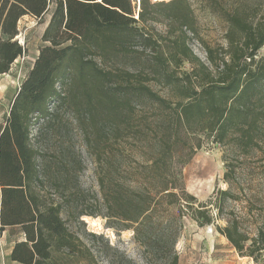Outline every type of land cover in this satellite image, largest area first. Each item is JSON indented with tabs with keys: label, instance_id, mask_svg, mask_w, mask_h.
<instances>
[{
	"label": "trees",
	"instance_id": "trees-1",
	"mask_svg": "<svg viewBox=\"0 0 264 264\" xmlns=\"http://www.w3.org/2000/svg\"><path fill=\"white\" fill-rule=\"evenodd\" d=\"M211 5L228 23L227 44H204L205 61L188 43V32L197 34L190 0H0V75L28 52V34L19 39L20 20L48 18L39 53L0 126V228L21 225L26 236L15 244L11 260L103 264L105 258L110 264H139L109 241L100 249L85 242L68 225L65 210L75 221L104 213L115 222L109 227L132 229L147 264H180L176 245L184 202L198 222L214 223L207 205L194 208L196 198L181 187L180 176L205 143L231 152L225 155V179L235 171L228 155L264 153V57H256L264 46V0H240L229 10L215 8L216 1ZM151 21L175 24L173 36L153 32ZM131 59L138 61L134 67ZM184 61L190 70L181 69ZM64 108L75 112L90 144L91 133L100 140L106 135L109 143L134 139L144 157L136 186L121 184L106 170L99 177L101 196L92 195L95 208L76 202L92 197L79 185L71 188L78 179L73 164L48 165L32 136L37 123H54ZM105 159L112 167V148ZM231 198L229 189L218 191V216ZM172 206L180 207L178 215ZM217 230L242 256L255 261L264 256L263 229L251 237L233 216ZM89 235L92 243L104 240Z\"/></svg>",
	"mask_w": 264,
	"mask_h": 264
},
{
	"label": "rangeland",
	"instance_id": "rangeland-1",
	"mask_svg": "<svg viewBox=\"0 0 264 264\" xmlns=\"http://www.w3.org/2000/svg\"><path fill=\"white\" fill-rule=\"evenodd\" d=\"M152 1L154 2V0ZM215 1L217 2L215 8L220 6L219 9L228 10L240 2V0H190L197 20V34L188 32L190 36L188 43L195 54L205 61H207V57L204 44L213 47L227 44L225 34L228 23L211 5ZM254 1L257 0H250V2ZM47 19L38 24L36 20L24 19L20 24L21 39L24 41L25 34H28L30 38L28 52L12 65L8 73L0 75V126L4 124L9 114L12 98L39 53L42 44L40 36ZM148 26L157 34L173 36L171 30L176 25L167 21H151ZM256 57L257 59L264 57V46L258 51ZM134 62L138 63L137 60H132L129 61V65L134 67ZM190 68L191 64L184 61L181 69L185 71ZM150 84L155 90L165 94V90L160 85L154 82ZM41 124L42 121L33 127L32 136L36 145L46 155L48 165L57 168L63 166L61 165L63 161L71 162L73 175L78 176L77 181L71 182V188L77 190L79 185L92 197L88 201H76L79 204L85 202L87 208H95L96 203L92 195L93 192H96L99 197L101 196L99 177L106 170L112 171L121 184L136 186L138 162H143L144 157L140 149L135 147L134 139H130L128 143H109L110 141L103 137L106 135H100V140L96 133H91L93 142L90 144L87 142L88 139L85 137L79 119L70 108L62 109L54 123L44 127ZM40 128L43 129L39 130ZM97 139H99L98 144L101 143L100 149H97L98 145L96 146ZM111 148L116 153V159L113 161V166L109 167L105 158L109 156ZM120 150L129 155V158H122ZM227 154H231V152L224 146L218 143H205L182 169L180 185L187 193L196 198L193 204L194 208L200 204L207 205L215 221L214 223L201 224L193 218L192 210L187 208L185 202L183 203L182 211L180 210L183 228L176 245L180 254V264H264V256L260 257L259 261H255L249 256H242L231 242L217 230V226L225 227L233 216L240 221L242 229L251 237L257 236L260 229L264 230V153L258 151L251 157L228 155V162L234 165L235 171L229 175L228 179H225V173L228 171L227 160H225ZM99 156L102 158L101 162L97 159ZM46 185L49 189L53 187L50 182H47ZM220 189H229L233 198L224 202L223 212L218 216V208L214 204V200ZM170 209L177 215L180 213L179 206H172ZM62 215L70 228L95 249H100L102 243L109 241L112 246L120 248L139 264H147L144 247L135 240L132 229L118 231L114 227H109L115 222L105 217L104 213L93 217L101 223L102 228L90 224L84 219V216L81 218L84 222L75 221L66 210ZM92 232L103 235L104 240L92 243L89 235ZM101 261L103 264H110L105 258H101ZM154 264L164 263L155 261Z\"/></svg>",
	"mask_w": 264,
	"mask_h": 264
},
{
	"label": "crops",
	"instance_id": "crops-1",
	"mask_svg": "<svg viewBox=\"0 0 264 264\" xmlns=\"http://www.w3.org/2000/svg\"><path fill=\"white\" fill-rule=\"evenodd\" d=\"M24 19L25 20H29V19L36 20L38 24V20L35 17L30 16V15H25L20 20V24L22 20ZM47 24H48V19L46 20V24L43 28V32ZM19 39L20 41L23 42V39H21L20 35H19ZM25 240H26V236H25V233L21 225L6 226L4 229L0 228V264H23V263L11 260V253L17 242L25 241Z\"/></svg>",
	"mask_w": 264,
	"mask_h": 264
},
{
	"label": "bare ground",
	"instance_id": "bare-ground-1",
	"mask_svg": "<svg viewBox=\"0 0 264 264\" xmlns=\"http://www.w3.org/2000/svg\"><path fill=\"white\" fill-rule=\"evenodd\" d=\"M84 219L95 227L102 228L101 223L96 218L85 216Z\"/></svg>",
	"mask_w": 264,
	"mask_h": 264
},
{
	"label": "built area",
	"instance_id": "built-area-1",
	"mask_svg": "<svg viewBox=\"0 0 264 264\" xmlns=\"http://www.w3.org/2000/svg\"><path fill=\"white\" fill-rule=\"evenodd\" d=\"M140 2V1H139ZM139 8V7H138Z\"/></svg>",
	"mask_w": 264,
	"mask_h": 264
}]
</instances>
